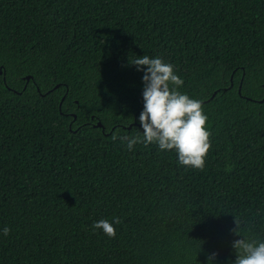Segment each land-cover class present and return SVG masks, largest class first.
Wrapping results in <instances>:
<instances>
[{
	"label": "trees",
	"instance_id": "obj_1",
	"mask_svg": "<svg viewBox=\"0 0 264 264\" xmlns=\"http://www.w3.org/2000/svg\"><path fill=\"white\" fill-rule=\"evenodd\" d=\"M143 55L202 101L203 171L121 141ZM0 70V264H234L236 217L264 240V0H0Z\"/></svg>",
	"mask_w": 264,
	"mask_h": 264
},
{
	"label": "clouds",
	"instance_id": "obj_2",
	"mask_svg": "<svg viewBox=\"0 0 264 264\" xmlns=\"http://www.w3.org/2000/svg\"><path fill=\"white\" fill-rule=\"evenodd\" d=\"M130 63L145 73L144 108L139 116L143 135L120 137L121 141L126 143L128 150H132L137 143L144 146L155 144L161 151L174 150L180 165L203 171L212 147V133L202 101L179 91L184 84L183 79L176 73L174 65L166 63L161 57L143 55L130 58ZM227 170L230 171L231 166H227ZM114 223H121L120 218H114ZM114 223L102 219L95 222L93 228L102 229L110 239H115L117 230ZM241 223L236 217L238 228L234 231L243 233L246 238L233 242L237 252L234 264H264V240L251 238L241 230ZM10 231L9 227L2 229L5 236Z\"/></svg>",
	"mask_w": 264,
	"mask_h": 264
},
{
	"label": "water",
	"instance_id": "obj_3",
	"mask_svg": "<svg viewBox=\"0 0 264 264\" xmlns=\"http://www.w3.org/2000/svg\"><path fill=\"white\" fill-rule=\"evenodd\" d=\"M1 71H2V70H0V72H1ZM30 78H32L31 75H27V76H26V79H27V80H30ZM240 87H241V86H240ZM239 91H241V88H239ZM216 93H217V90L213 93L212 97H213L214 95H216ZM63 100H64V97H63L62 100H61L60 106H61ZM74 117L76 118V115H75V114H74ZM96 126L102 127L103 130L105 129L103 123H102L100 120L96 123ZM129 127H131V126H129Z\"/></svg>",
	"mask_w": 264,
	"mask_h": 264
}]
</instances>
